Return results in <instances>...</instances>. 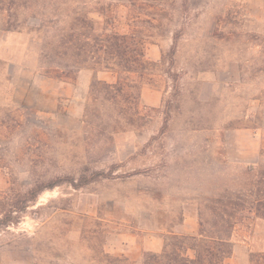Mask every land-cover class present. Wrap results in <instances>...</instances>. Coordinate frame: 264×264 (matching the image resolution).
Listing matches in <instances>:
<instances>
[{
  "label": "rangeland",
  "instance_id": "obj_1",
  "mask_svg": "<svg viewBox=\"0 0 264 264\" xmlns=\"http://www.w3.org/2000/svg\"><path fill=\"white\" fill-rule=\"evenodd\" d=\"M72 8L124 32L131 17H149L137 34L148 37L155 65L124 75L128 86L115 95L104 84L116 83V71L49 78L39 33L5 32L0 14V206L54 184L0 228V264H141L145 240L164 247L185 236L177 232L185 214L210 230L211 200L264 174V163H226L222 137L255 123L264 104V0H73ZM32 11L25 26L37 28L38 5ZM142 89L158 91L161 104L141 103ZM82 176L88 184L69 183ZM251 221L247 210L236 215L231 242ZM250 261L264 264V253Z\"/></svg>",
  "mask_w": 264,
  "mask_h": 264
},
{
  "label": "trees",
  "instance_id": "obj_2",
  "mask_svg": "<svg viewBox=\"0 0 264 264\" xmlns=\"http://www.w3.org/2000/svg\"><path fill=\"white\" fill-rule=\"evenodd\" d=\"M73 0H0V14H4L5 32L39 33L37 40L41 41L42 48L39 57L46 73L53 79H73V72L81 69L96 71L117 72L120 74L116 83L104 84L107 94H119L126 84V74L141 72L145 66H154L145 57L144 45L147 36L137 34L138 24H148L149 20L131 17L129 32L117 28L100 27L93 22L89 15L90 10L83 8L78 11L72 8ZM38 5L40 10L39 26L29 28L25 26L27 18H36L33 7ZM48 11L49 15L46 14ZM105 15V14H103ZM57 16L62 26L55 27L53 18ZM106 17V15H105ZM115 17H110L113 22ZM107 23V22H106ZM108 24V23H107ZM52 29L65 32L52 38H45V30ZM66 62L64 66L62 62ZM87 65V66H86ZM91 67H88L90 66ZM98 80L93 85L99 84ZM100 174L95 173L93 177ZM264 174L257 180L243 183L236 192H225L211 200L214 206L212 227L204 230L202 225L197 236H171L169 244H165L159 254L146 252L141 264H223L231 255V232L236 224V215L247 210L257 218L264 219ZM85 176L78 184L72 180L69 183L75 188L89 183ZM37 185L27 190L22 198L4 206H0V228L16 225L20 215L24 212L23 204L32 203L44 189L53 187ZM193 253L192 257L187 252ZM119 261V260H115Z\"/></svg>",
  "mask_w": 264,
  "mask_h": 264
},
{
  "label": "crops",
  "instance_id": "obj_3",
  "mask_svg": "<svg viewBox=\"0 0 264 264\" xmlns=\"http://www.w3.org/2000/svg\"><path fill=\"white\" fill-rule=\"evenodd\" d=\"M152 59L154 60L155 58L153 57ZM85 73L88 74V72ZM103 73L105 74L107 72L97 71L95 72V77L99 79V75ZM107 78L105 77L107 81H113ZM140 100L146 106L155 107L161 104L162 96L158 91L142 89ZM255 101L260 102L259 100ZM255 109L256 112L254 115H258L255 123L250 120L251 123L249 122V125L223 129L222 137L226 163L250 170L264 163V104H257ZM242 117L248 120L251 119L252 115L246 112ZM250 215L252 221L249 225V233L241 237L237 236L236 241L231 242V255L223 264H251V254L264 253V219L257 218L254 213H250ZM190 217L192 215L185 214V218L177 231L179 234L197 236V225ZM237 227L236 225L235 229ZM143 248L147 252L160 253L163 249V244L159 239H147L144 241ZM187 255L192 257L193 253L188 251Z\"/></svg>",
  "mask_w": 264,
  "mask_h": 264
}]
</instances>
